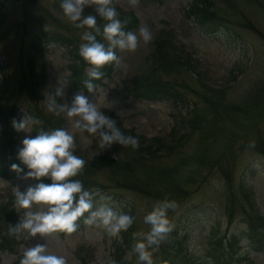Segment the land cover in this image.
<instances>
[{
	"label": "rangeland",
	"instance_id": "rangeland-1",
	"mask_svg": "<svg viewBox=\"0 0 264 264\" xmlns=\"http://www.w3.org/2000/svg\"><path fill=\"white\" fill-rule=\"evenodd\" d=\"M192 3L139 0L132 7L128 0H119V15L136 16L139 27L134 32L146 26L152 40L141 41L134 52L117 50L121 63L114 65L115 72L96 92L83 93L75 89L69 71L76 52L72 47L44 42L43 54L35 53L39 37L54 33L72 38L75 45L82 43L83 30L63 18L59 0H0L4 115L14 111L18 122L25 117L41 121L18 132L17 149L23 139L38 135L37 127L49 132L69 127L65 115L50 114L44 106L59 79L68 81L59 103L70 104L75 94L97 101L125 135L142 145L100 149L96 136L76 137L75 154L86 161L76 179L95 180L114 206L131 209L134 223L127 231L117 238L100 237L85 225L75 233L43 239L39 234L33 239L12 236L15 251L0 247V264H17L24 250L36 243L65 256L67 264H107L109 259L123 264L119 255L125 256L124 264H137L131 253L132 233L148 230L144 215L164 199L176 204L168 212L173 229L154 252L155 264H264V0L214 1L217 16L230 26L217 35L205 34L187 16ZM92 12L85 9V14ZM159 39L170 46L168 57H182L172 73L154 69L160 60L153 57ZM154 72L176 80L184 101L174 106L172 101L137 98L132 85ZM5 133L1 118L0 142ZM103 157L108 161L98 159ZM28 171L13 180L0 175V208L14 212L15 225L22 213L13 208V188L24 191L38 183L24 178ZM176 178L183 181L181 189ZM230 242L235 250H230Z\"/></svg>",
	"mask_w": 264,
	"mask_h": 264
},
{
	"label": "clouds",
	"instance_id": "clouds-1",
	"mask_svg": "<svg viewBox=\"0 0 264 264\" xmlns=\"http://www.w3.org/2000/svg\"><path fill=\"white\" fill-rule=\"evenodd\" d=\"M118 2L59 0L63 18L76 29L83 30L78 54L90 66L87 72L89 79L84 81L89 92H96L92 81L103 77L101 69L104 66L121 63L117 50L134 52L141 41L147 44L152 40V33L146 26L141 27L138 33L124 30L127 21L122 23L119 19ZM128 4L135 7L139 0H128ZM88 8L93 12L85 14ZM98 17L104 21L103 25H98ZM57 85L54 91L47 94L44 106L50 114L65 115L69 127L50 132L41 130L34 138L26 137L18 152L19 160L29 169L25 179L41 181L47 178L52 182H38L24 191L13 188V208L22 215L16 225L8 226V233L11 236L23 234L25 239L36 238L38 234L41 239L57 233L72 234L78 230V221L83 218V224L96 230L98 236L117 238L134 223L131 209L124 211L114 206L110 196L99 189L87 190L80 179H75L86 163L75 154L78 148L76 137L83 133L96 136L100 149L111 148L113 144L137 149L139 141L136 137L125 135L116 120L104 114L97 101L93 102L83 94H75L70 104L59 103L68 81L59 79ZM117 114L122 116L123 112ZM40 123L31 117L12 122L17 131L30 130ZM11 168L17 173L22 171L16 164ZM175 207L174 201L160 200L144 215L143 223L149 226L148 230L132 233L131 253L137 257V264H155L154 252L173 229L168 212ZM19 264H67V260L63 255L53 254L47 244L36 243L24 250ZM107 264H115V261L109 259Z\"/></svg>",
	"mask_w": 264,
	"mask_h": 264
},
{
	"label": "trees",
	"instance_id": "trees-1",
	"mask_svg": "<svg viewBox=\"0 0 264 264\" xmlns=\"http://www.w3.org/2000/svg\"><path fill=\"white\" fill-rule=\"evenodd\" d=\"M152 2H162L163 0H149ZM214 1L217 0H193V3L186 11L187 16L193 20V22L200 27V29L209 35H217L220 34L225 29H228L230 26L228 25L229 22H227V19L223 16H217V12H215V9L213 8ZM223 1H231V0H223ZM261 1V0H260ZM119 19L122 23L127 21L125 24L124 30L125 31H131L134 32L136 28H138V22L136 16H129V15H119ZM104 21L99 20L98 25H103ZM39 37L37 44L35 46V53L36 54H43V45L48 42L51 44H58L63 46H69L72 47V49L75 52V54H72V65L69 66V71L72 72V81L74 83L76 90H81L83 92H89L87 88L84 85V81L89 79L86 69L90 66L79 56V45H75L77 41L73 40L72 38H66L63 34L54 33L51 37L47 38L46 36ZM98 40H101L100 37H97ZM45 42V43H44ZM101 42H104L101 40ZM173 45L171 44V47ZM155 52L153 57L156 59H160L157 63V65L154 66V69L158 72V70H163L167 73H172V71L177 70V66L179 65L180 61L182 60V57L179 54H174V56L168 57L167 51L170 49V46L166 44L165 41H162V39L157 40L155 43ZM175 48V46H173ZM167 50V51H166ZM177 52L179 49H175ZM191 63H189L190 65ZM30 70L33 71L34 67L31 66ZM101 71L104 73L103 77L100 80H93L92 83L96 85V88L99 85H102L103 80L105 78H109L114 71V65L109 64L104 66ZM181 89L176 83V80H166L162 79L159 76L156 75V72L148 75L147 77H142L134 82L132 85L131 91L135 94L137 98H143L147 100H167L172 101L174 106H177L178 102L181 103V101H184V96ZM3 99L0 98V117L5 119V129L6 133L4 136V140L0 142V174L6 179H13L17 177L21 172L17 173L16 171H13L11 166L13 164L18 165L22 171L27 169V167L19 160L18 158V132L13 127V120H18L14 117V111L11 113L13 115L5 116L4 111L5 109L2 107ZM177 108V107H175ZM0 118V119H1ZM37 133L39 134L41 130L47 131L46 128H39L37 127ZM139 141V140H138ZM141 142L139 141V148H140ZM142 146V145H141ZM102 159V161L107 162V157L98 158ZM98 159L95 160V162H98ZM102 162V163H105ZM94 165V164H91ZM84 170V169H83ZM89 173V172H88ZM87 173V174H88ZM90 177V174L88 175ZM80 177V176H78ZM76 179V178H75ZM46 184H50L52 181L47 178H42L41 181ZM176 186H178L179 189H181L183 186V181L179 178H176ZM84 187L87 190H95L99 189L102 186L99 184H96L95 180H85L83 181ZM11 209V208H10ZM87 215V213L85 214ZM260 219V217H258ZM15 215L12 210H9L7 207L0 208V239L2 240L0 247L5 250H11L15 251L12 243H15V238L9 237L8 233V226L9 225H15ZM79 223V228H82L85 226L83 224V218H81ZM252 229V227H251ZM65 235V233H61ZM250 237V241H251ZM249 239V238H248ZM256 247V245H253ZM230 250H235L234 246L229 244ZM120 254V253H119ZM119 262L124 264V261H126L125 256L119 255L118 257ZM19 264V262H17Z\"/></svg>",
	"mask_w": 264,
	"mask_h": 264
},
{
	"label": "water",
	"instance_id": "water-1",
	"mask_svg": "<svg viewBox=\"0 0 264 264\" xmlns=\"http://www.w3.org/2000/svg\"><path fill=\"white\" fill-rule=\"evenodd\" d=\"M19 1V0H18ZM26 1V0H25ZM30 2H32V3H35V2H37L38 0H29Z\"/></svg>",
	"mask_w": 264,
	"mask_h": 264
}]
</instances>
